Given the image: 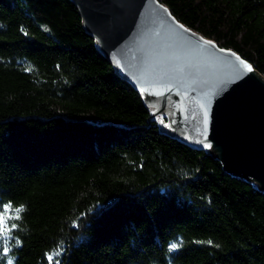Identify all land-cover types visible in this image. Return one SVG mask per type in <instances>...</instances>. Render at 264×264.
<instances>
[{
    "label": "trees",
    "instance_id": "obj_1",
    "mask_svg": "<svg viewBox=\"0 0 264 264\" xmlns=\"http://www.w3.org/2000/svg\"><path fill=\"white\" fill-rule=\"evenodd\" d=\"M157 1L264 78V0ZM163 119L71 0H0V264H264V191Z\"/></svg>",
    "mask_w": 264,
    "mask_h": 264
},
{
    "label": "water",
    "instance_id": "obj_2",
    "mask_svg": "<svg viewBox=\"0 0 264 264\" xmlns=\"http://www.w3.org/2000/svg\"><path fill=\"white\" fill-rule=\"evenodd\" d=\"M71 1L114 72L167 113L166 133L264 191V78L157 0Z\"/></svg>",
    "mask_w": 264,
    "mask_h": 264
},
{
    "label": "rangeland",
    "instance_id": "obj_3",
    "mask_svg": "<svg viewBox=\"0 0 264 264\" xmlns=\"http://www.w3.org/2000/svg\"><path fill=\"white\" fill-rule=\"evenodd\" d=\"M152 113H157V112H155V111H151ZM167 113H159L158 115H160L162 118H164L163 120H160L159 121V125H160V127H162V128H165V126L167 125V123L169 122V119H168V117H167V115H166ZM157 115V114H156Z\"/></svg>",
    "mask_w": 264,
    "mask_h": 264
},
{
    "label": "snow or ice",
    "instance_id": "obj_4",
    "mask_svg": "<svg viewBox=\"0 0 264 264\" xmlns=\"http://www.w3.org/2000/svg\"><path fill=\"white\" fill-rule=\"evenodd\" d=\"M209 43H211V42H209ZM22 210H23V206H20V208L17 209V211H22ZM169 247H170V250H171V249H175L176 247H178V245L173 243ZM49 259H51V257H49ZM9 264H11V261H9Z\"/></svg>",
    "mask_w": 264,
    "mask_h": 264
}]
</instances>
